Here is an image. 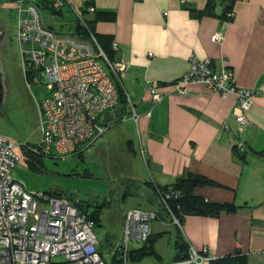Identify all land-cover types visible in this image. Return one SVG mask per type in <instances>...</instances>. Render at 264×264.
Listing matches in <instances>:
<instances>
[{
	"label": "crops",
	"instance_id": "1",
	"mask_svg": "<svg viewBox=\"0 0 264 264\" xmlns=\"http://www.w3.org/2000/svg\"><path fill=\"white\" fill-rule=\"evenodd\" d=\"M211 1L212 8L208 9ZM90 2L95 13L87 11L83 0H69L55 12V18L60 19V27L65 24L74 30L71 35L77 36L78 11L104 37L110 60L130 63L120 78L110 75L133 101L140 123L132 119L127 102L106 114L104 120H109L112 127L123 125L121 143L132 149L129 160L135 163L131 178L155 192L157 187H169L197 174L212 179L215 184L200 185L194 194L208 202L234 204L236 209L218 216L187 215L180 231L184 242L198 250L207 246L217 258L240 252L244 255L240 264H264V0ZM228 2L233 3L235 12L231 20L225 18ZM219 31H224L225 39L213 42L214 33ZM114 41L119 44L117 51ZM192 55L210 59L218 72L233 69L238 87L258 91L246 112L249 125L238 138L234 115L237 104L232 94L223 97L217 91L193 85L186 93L167 94L156 104L147 96L149 82L170 83L188 73ZM148 112L151 114L146 118ZM240 138L245 143L242 152L235 150ZM141 142L147 148V161L139 153ZM142 162L149 181L139 177L140 172L145 174ZM135 197L149 205L154 202L151 197L145 200L142 193ZM138 202L130 207L155 210L153 205L140 207ZM125 212L120 216L121 234ZM151 223L155 253L128 264L176 261L179 229L176 226L172 233L175 225L165 218ZM142 245L131 241L129 251ZM114 254L108 264H113ZM213 261L205 264H236L231 259Z\"/></svg>",
	"mask_w": 264,
	"mask_h": 264
},
{
	"label": "built area",
	"instance_id": "2",
	"mask_svg": "<svg viewBox=\"0 0 264 264\" xmlns=\"http://www.w3.org/2000/svg\"><path fill=\"white\" fill-rule=\"evenodd\" d=\"M14 2L19 9L16 37L22 47L24 74L30 71L32 78L37 75V81H42L46 89L39 104L40 143L36 147L23 146L40 157L69 158L92 146L110 127L102 121V115L120 102L118 86L110 73L120 78L130 63L110 60L92 32L90 38L82 39L46 27L40 0ZM68 2L53 0L52 6L61 10ZM89 2L83 0L89 11L95 12V6ZM234 16L233 10L227 11V20ZM77 18L86 26V19L78 11ZM224 39V31L212 37L213 42ZM24 45L31 47L27 49ZM113 49H119L118 42H113ZM234 77L233 69L218 72L213 70L210 59L192 55L188 73L170 83L149 82L147 96L156 104L167 94L186 93L193 85L217 91L223 97L232 94L237 104L234 115L238 138L249 125L246 112L254 104L258 91L238 87ZM126 97L132 119L139 124L134 103L127 94ZM244 147V140L240 138L235 149L242 152ZM139 153L147 161L144 143ZM19 160L15 143L0 134V264H107L98 248L96 225L79 209L77 201L63 195L31 193L13 174ZM179 194L171 186L160 191V206L170 211L169 202ZM125 213L122 241L115 253L123 252L124 264H128L131 241L146 242L151 236V222L161 218L157 210L139 207H130ZM172 222L182 229V222L173 214ZM187 256L169 264H205L217 259L207 246L200 250L189 246Z\"/></svg>",
	"mask_w": 264,
	"mask_h": 264
},
{
	"label": "rangeland",
	"instance_id": "3",
	"mask_svg": "<svg viewBox=\"0 0 264 264\" xmlns=\"http://www.w3.org/2000/svg\"><path fill=\"white\" fill-rule=\"evenodd\" d=\"M55 15L45 8L41 9L46 27L72 34L74 30H70L65 24L60 27V19L55 18ZM18 16L17 3L1 0L0 28H7L8 34L1 52L2 68L7 79V94L4 103L0 105V134L15 143V151L20 160L13 169V174L31 193H44L46 196L60 193L70 201H80L86 205L89 214L95 210L97 204L104 203L102 220L96 224L94 231L99 238L98 248L101 256L108 264L112 252L122 241L120 224L122 211H127L138 202L135 196L139 193L145 196V200L151 197L154 200L153 207L158 210L159 195L153 188L150 189L144 183H137L131 178L135 163L132 165V161L129 160L132 149L124 148L121 143L123 132L120 129L123 125L110 126L105 134L82 151L80 156L32 157L26 151V146L23 145L36 147L40 143L39 104L46 89L42 81H37V75L34 76L35 80L29 83L24 75L22 47L16 37ZM24 47L29 49L31 45ZM142 166L145 174L140 172L139 177L149 181L147 168L143 162ZM141 200L138 202L140 207L152 206ZM168 221L172 222L170 218ZM172 228V233L176 232V226ZM110 240L113 241L112 244Z\"/></svg>",
	"mask_w": 264,
	"mask_h": 264
},
{
	"label": "trees",
	"instance_id": "4",
	"mask_svg": "<svg viewBox=\"0 0 264 264\" xmlns=\"http://www.w3.org/2000/svg\"><path fill=\"white\" fill-rule=\"evenodd\" d=\"M6 1H13L14 0H6ZM52 2L53 0H40V6H42V3H44V8H47L49 11L55 13L58 10L53 8L52 6ZM88 4H92L91 2H89ZM213 5V1H211L208 5V9H211ZM232 6L233 3L232 2H228V5L226 6V13H225V18L227 17V11L228 10H232ZM87 11L89 13H95V12H90L89 8L87 6ZM87 21V20H86ZM76 31L78 32V37L82 38V39H87L90 38L91 32L95 34L97 41H99L102 49L104 52H106V54L108 55L109 59H110V53L108 52V49H106V45H105V41L103 40V36L99 35L95 32V29H93V26L91 24V22H86V26L81 22L80 19H78L77 21V25H76ZM26 76V78H28V82H30L31 80H33L34 78H32L30 71L27 72V74H24ZM118 86L119 89V97H120V102L119 105H125V103L127 102V97L125 94V91L123 90L122 86H119L118 84H116ZM118 105V106H119ZM117 106V107H118ZM117 107H115L113 110H115ZM111 111H107L104 115H102V121L111 126V122H109V120L107 121L104 120V116ZM110 128V127H109ZM236 150V149H235ZM26 151L32 156V157H40L39 155L32 153L30 149L26 148ZM84 150H81L79 153L75 154L80 156L79 154H81V152ZM238 151V150H236ZM215 184V182L212 179H208L207 177L197 174L194 177L191 178H186V179H179L177 180L171 187L175 188V190L179 191L180 194L174 199H172L169 202V210H167L165 207L163 208L162 206H160V208L157 210L159 212V218L161 219H171L172 220V214L175 217H178L180 222L183 221V219L187 216V215H203V216H208V215H215L218 216L220 215L223 211H227V212H233L236 208L234 204H230V203H216V202H208L205 198L201 197V196H197L194 194V190L196 188H198V186H202V185H213ZM168 189V186H164L163 188H158L156 189L157 194L160 191L166 190ZM51 195H62V194H57V193H51ZM79 209L84 212L85 214L88 215V217L90 219L93 220V222L96 224L100 223L101 221V211L104 208V203L102 204H97L95 207V210L93 212H91L90 214L87 211V207L86 205H83L80 201L76 202ZM183 223V222H182ZM177 228L179 229L178 233V237L177 240L175 242L176 247L179 249V252L177 254V259L176 261L180 260V259H184L187 256V253L189 251V244L187 245L184 242V237L182 235V233L180 232L181 229L177 226ZM154 242L155 239L152 237V235L150 236V238L146 241L143 242V245L140 249H135V250H131L128 251V255H127V259H129V261L132 263V261L134 262H139L142 261L144 259V257L146 256H150L153 255L155 253L154 250ZM114 262L113 264H124V259H123V252L118 251L117 253L114 254ZM224 259H231L233 261L236 262V264H240V261L244 259V255L241 254L240 252H236L235 255H229V256H225L224 258H217L213 261V263H217L219 261H222Z\"/></svg>",
	"mask_w": 264,
	"mask_h": 264
},
{
	"label": "water",
	"instance_id": "5",
	"mask_svg": "<svg viewBox=\"0 0 264 264\" xmlns=\"http://www.w3.org/2000/svg\"><path fill=\"white\" fill-rule=\"evenodd\" d=\"M7 34L6 30L0 31V55L2 52L3 42L5 41ZM5 80V72L2 68V59L0 56V105L4 103L5 96L7 94Z\"/></svg>",
	"mask_w": 264,
	"mask_h": 264
},
{
	"label": "flooded vegetation",
	"instance_id": "6",
	"mask_svg": "<svg viewBox=\"0 0 264 264\" xmlns=\"http://www.w3.org/2000/svg\"><path fill=\"white\" fill-rule=\"evenodd\" d=\"M1 26V25H0ZM3 30H6L7 31V28H0V31H3ZM1 56V55H0ZM6 79V78H5ZM7 80V79H6ZM6 80H5V84H6Z\"/></svg>",
	"mask_w": 264,
	"mask_h": 264
}]
</instances>
